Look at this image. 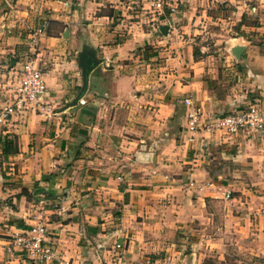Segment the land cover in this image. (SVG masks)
Wrapping results in <instances>:
<instances>
[{
	"label": "crops",
	"instance_id": "0c3cea01",
	"mask_svg": "<svg viewBox=\"0 0 264 264\" xmlns=\"http://www.w3.org/2000/svg\"><path fill=\"white\" fill-rule=\"evenodd\" d=\"M130 8L0 0V114L26 64L46 85L44 112L0 117V264H264V135L189 141L184 104L264 102V0ZM38 224L41 262L15 243Z\"/></svg>",
	"mask_w": 264,
	"mask_h": 264
},
{
	"label": "built area",
	"instance_id": "2783aa9c",
	"mask_svg": "<svg viewBox=\"0 0 264 264\" xmlns=\"http://www.w3.org/2000/svg\"><path fill=\"white\" fill-rule=\"evenodd\" d=\"M182 0H140L144 9L154 14L162 15L165 9L173 10L179 6ZM16 83L11 88L10 102L2 110L0 117L5 121L13 116L24 115L27 109L43 111L46 107L42 98L46 93V85L43 74L32 63L26 64L16 72ZM84 104L83 99L79 100ZM185 106L190 108L188 114V130L192 135L189 141L194 140V134L219 135L224 140H232L236 136L264 135V102L254 99L244 103L238 110L213 118H204L198 110L192 107L190 98L185 99ZM34 235L18 236L15 243L24 251L29 259L41 262L52 256V252L45 246V228L38 224L33 229ZM155 264H171L167 260L155 262Z\"/></svg>",
	"mask_w": 264,
	"mask_h": 264
},
{
	"label": "rangeland",
	"instance_id": "374dc122",
	"mask_svg": "<svg viewBox=\"0 0 264 264\" xmlns=\"http://www.w3.org/2000/svg\"><path fill=\"white\" fill-rule=\"evenodd\" d=\"M115 3L117 5L120 3V4H125L126 6H129V7L131 6V8L129 9V11L131 12L130 15H132L131 17H129L130 20L136 19L135 16L139 14L138 12L140 10L141 11L148 10V9H143V7H142V5L140 3V0H110V5H114ZM224 15L225 16H228V15L230 16L231 15L230 8L225 9ZM214 28L218 29V27H215V26H214ZM218 31H219V29H218ZM208 36L209 35H206L204 38H206ZM203 42H205V41H203ZM29 110L35 111V109L30 108V109H27L26 112L29 111ZM38 112L41 113V111H38ZM21 116L23 117V116H26V115L25 114L24 115H19V117H21ZM257 136H259V135H255V134L252 135V137H257ZM163 260H167V261L171 262V259L169 257H163L162 261Z\"/></svg>",
	"mask_w": 264,
	"mask_h": 264
},
{
	"label": "water",
	"instance_id": "95a60500",
	"mask_svg": "<svg viewBox=\"0 0 264 264\" xmlns=\"http://www.w3.org/2000/svg\"><path fill=\"white\" fill-rule=\"evenodd\" d=\"M160 32L162 34H166V32H167V26H161ZM79 63H80V66L83 69V75H84V78L86 80L87 77H88V74L90 73V71L92 70V68H93V66L95 64V61H94V58H93L92 53H90L89 51H87L86 49H84L83 50V53L81 55V58H80V62Z\"/></svg>",
	"mask_w": 264,
	"mask_h": 264
}]
</instances>
